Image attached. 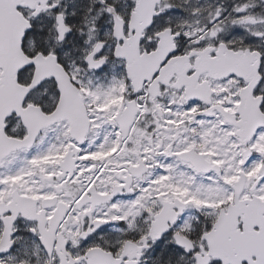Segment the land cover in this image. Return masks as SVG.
Wrapping results in <instances>:
<instances>
[{"label": "snow or ice", "instance_id": "6c2138e0", "mask_svg": "<svg viewBox=\"0 0 264 264\" xmlns=\"http://www.w3.org/2000/svg\"><path fill=\"white\" fill-rule=\"evenodd\" d=\"M0 264H264V0H0Z\"/></svg>", "mask_w": 264, "mask_h": 264}]
</instances>
